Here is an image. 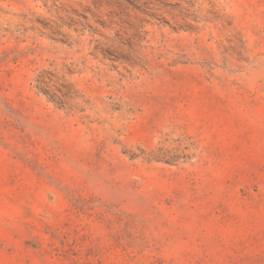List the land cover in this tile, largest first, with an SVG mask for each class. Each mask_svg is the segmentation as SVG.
Segmentation results:
<instances>
[{
    "label": "rangeland",
    "instance_id": "1",
    "mask_svg": "<svg viewBox=\"0 0 264 264\" xmlns=\"http://www.w3.org/2000/svg\"><path fill=\"white\" fill-rule=\"evenodd\" d=\"M0 264H264V0H0Z\"/></svg>",
    "mask_w": 264,
    "mask_h": 264
}]
</instances>
